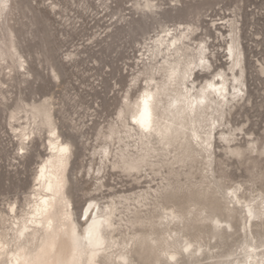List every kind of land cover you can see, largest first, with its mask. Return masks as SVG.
I'll list each match as a JSON object with an SVG mask.
<instances>
[{
	"label": "rangeland",
	"instance_id": "1",
	"mask_svg": "<svg viewBox=\"0 0 264 264\" xmlns=\"http://www.w3.org/2000/svg\"><path fill=\"white\" fill-rule=\"evenodd\" d=\"M101 1L8 0L10 12L2 17V25L12 28L25 67L33 73L27 76L22 69L10 73L11 61L8 68L0 59L2 230L7 232L10 226L6 218L10 204L16 202L20 209L26 205L35 172L46 154L43 134L30 143L29 150L24 151L28 154L20 152V127L12 113L24 104L47 98L54 105L61 132L79 147L75 206L82 208L91 198L107 203L119 201L122 196L135 198L143 191L153 194V190L165 189L159 199L150 197L146 207H139L137 201L126 204L130 210L139 209L136 216L140 222L124 226L120 237L128 244L133 264H171L161 254L165 247L161 241L170 234L176 240L172 250L181 252L177 264H234L248 245L264 251V0H188L194 5L205 4L203 34L212 53V67L205 70V79H199L198 84L206 86L208 80L217 79L216 74L223 72L229 80L233 78L225 51L229 40L225 22L234 16L239 19L244 58L243 71L236 70L235 74L245 85L244 95L219 118L211 140L216 147L211 149V157L205 153L203 159L193 154L179 164H168L163 157L165 162L157 167V174L148 168L139 173L124 172L110 163L102 165L93 155L94 148L105 142L109 126H117V108L124 100V91L134 85L133 76L142 70L137 58L140 52L131 44L108 46L102 42L111 20L110 11L103 10ZM162 2L166 7L173 4L172 0ZM221 22L223 25H214ZM197 35L201 36V31ZM53 69L59 78H55ZM184 143L179 140L175 144L179 157ZM100 167L104 168L102 180L97 178ZM100 183L106 187L98 189ZM233 190H238L243 205L246 202L257 209L260 217L252 227L249 223L246 226L245 209L228 194ZM119 208L123 217H133L125 206ZM171 210L179 216L172 230L162 224ZM218 220L221 225H215ZM134 235L138 240L131 242ZM142 238L148 241L142 242ZM186 240L194 249L201 246L202 253L191 258L183 254L180 246Z\"/></svg>",
	"mask_w": 264,
	"mask_h": 264
},
{
	"label": "bare ground",
	"instance_id": "2",
	"mask_svg": "<svg viewBox=\"0 0 264 264\" xmlns=\"http://www.w3.org/2000/svg\"><path fill=\"white\" fill-rule=\"evenodd\" d=\"M108 1L111 4H108ZM172 1L173 4H169L168 7L162 0L100 2L104 11H110L108 15L111 20L102 42L108 46L114 43L124 46L131 44L132 49H138L137 52H140L137 58L142 64V70H138V75L132 78L134 85L124 91V100L117 108V126L110 125L105 142L94 148L93 155L100 158L102 165L110 163L114 169L138 173L148 168L157 174V167L165 162L162 160L163 157L167 159L168 164L184 163L193 154L204 156L205 159L206 153L209 154V158L211 149H216L211 140L215 127H219V118L233 108L237 99L244 95L245 85L238 73L235 74L236 70L243 71L244 58L237 16L225 22L229 32L225 51L228 61H231L230 71L233 78L229 80L224 72L219 73L216 74L217 79L208 80L205 86L198 84L199 79H205V70H210L213 64L212 53L207 45L205 33L203 34L205 4L194 5L188 0ZM6 2L7 10L0 11V30L3 35L0 40V59L8 68H11L9 65L11 61L13 68L10 73L16 70L20 72L22 69L25 75L31 76L32 71L25 67V60L14 40L12 28L9 24L2 25V17L10 12L8 0ZM52 6L57 7L54 3ZM199 31L201 36L197 35ZM132 34L135 35L134 39L131 38ZM53 72L55 78H59L55 69ZM140 79L141 82L137 85ZM145 92L153 97L150 101L154 128L152 132H144L139 124L133 122L139 114L137 105L143 107L141 101ZM201 96L205 98V103L190 108L188 99H199ZM19 108L15 110L16 114L12 111L14 113L12 118L20 127L17 129L20 149L22 147L24 151L29 150V145L36 136L41 138L43 134L46 154L40 157L41 162L35 172L33 188L26 198V205L20 209L18 203L10 204L6 217L10 222L7 232L2 230L1 219L4 216L0 214V244L3 245V250L0 251V264H31L37 258L44 264H68L73 252L72 226L75 225L77 236H83L84 229L92 225L93 221H104L106 218L108 223L99 225L105 245L95 257L94 264H125V259L128 264H133L127 251L128 244L120 238L124 234L122 232L124 226L133 227L140 222L136 216L138 207L133 211L128 205L131 201H137L139 205L141 204L139 207H146L150 197L159 199L165 189L153 190L154 195L143 191L142 195L135 198L129 195L122 196L119 201L112 200L107 203L91 198L82 208L75 206L73 197L77 193L75 192L77 182L75 183L74 178L78 180L75 159L76 155H79V147L61 132L55 117L54 105L49 99L24 104L20 108L21 111H18ZM216 114L219 116L215 117ZM214 139L216 140V136ZM179 140L185 142L182 157L175 154L174 149ZM64 145L69 147L70 152L62 157L58 149ZM24 151L23 155L28 154ZM103 170V167L97 170L99 180L104 178L101 176ZM102 187L106 186L100 183L98 189ZM237 192L238 190L232 191V198L236 200L238 206L245 209L246 226L249 223L252 227L260 216L255 207L246 202L242 204ZM45 200L48 201L47 204L44 203ZM119 206L128 208L133 217L130 215L123 217L124 212L120 211ZM177 214L171 210L162 224L171 229V225L179 218ZM82 218L85 220L82 221ZM49 220L52 222L51 230L47 228ZM217 222L215 225H221L219 220ZM40 224L44 227H38ZM137 238L138 236L134 235L131 242L137 241ZM141 241L147 242L148 238H142ZM161 242L162 246H165L161 254L167 258L168 263L177 264L181 252L172 250L176 244L173 235H168ZM180 248L183 254L189 255L190 258L203 251L201 246L194 249V245L187 240ZM185 248L188 250L185 251ZM244 249L243 257L234 264H264V251L259 247L248 245L247 249ZM87 260L88 256H83L81 264H87Z\"/></svg>",
	"mask_w": 264,
	"mask_h": 264
},
{
	"label": "snow or ice",
	"instance_id": "3",
	"mask_svg": "<svg viewBox=\"0 0 264 264\" xmlns=\"http://www.w3.org/2000/svg\"><path fill=\"white\" fill-rule=\"evenodd\" d=\"M7 2L6 0H0V11L7 10ZM170 35V33H168ZM203 63V61H201ZM175 73L172 74L174 76ZM171 78V77H170ZM187 91V89H185ZM153 99L147 92L144 94V99L141 101L143 107L140 108V105H137L139 109L138 116L134 119V123L139 124L140 127L143 129L144 132H152L154 131L153 128V115L152 109L150 107V101ZM205 103V98L201 96L199 99L196 98H189L188 105L190 108H194L196 104L203 105ZM175 106V105H172ZM27 139V137H25ZM24 149L21 147L20 152L23 153ZM58 151L61 153V156H67L70 152V149L67 145L61 146ZM43 172V169H41ZM51 185H49V191H51ZM230 196L233 194L232 192L228 193ZM45 204L48 203L47 200L44 201ZM91 207V205H89ZM249 215H251V210H249ZM108 223L107 218L104 221H93L92 225H89L88 228L84 229L83 236H77L75 225L72 226L71 236L73 241V252L68 264H81V260L83 256L87 255L88 260L87 264H94L95 257L100 254V250L104 248L105 241L100 234L99 225ZM218 223V222H217ZM38 227H44L43 224L38 225ZM47 228L49 230L52 229V222L49 220L47 223ZM63 231V229H61ZM23 235V233H21ZM3 250V245L0 244V251ZM55 250L53 245V251ZM188 248H185L187 251ZM43 251V249H41ZM122 259H125L122 257ZM175 259V257H172ZM31 264H44L39 258L33 260ZM125 264H128L127 260L125 259Z\"/></svg>",
	"mask_w": 264,
	"mask_h": 264
}]
</instances>
